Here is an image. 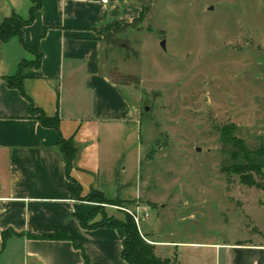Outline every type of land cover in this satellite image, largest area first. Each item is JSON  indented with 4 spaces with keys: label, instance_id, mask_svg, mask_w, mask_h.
Returning a JSON list of instances; mask_svg holds the SVG:
<instances>
[{
    "label": "rangeland",
    "instance_id": "rangeland-1",
    "mask_svg": "<svg viewBox=\"0 0 264 264\" xmlns=\"http://www.w3.org/2000/svg\"><path fill=\"white\" fill-rule=\"evenodd\" d=\"M128 1L142 16L120 24L102 63L133 90L139 121L105 145L112 171L108 181L100 175L102 191L87 193L93 221L137 212L135 200L110 204L100 192L128 199L138 191L140 228L153 239L264 241V189L220 172L244 163L246 150H259L254 160L264 165V0ZM0 264H24L19 244L8 242Z\"/></svg>",
    "mask_w": 264,
    "mask_h": 264
},
{
    "label": "crops",
    "instance_id": "crops-1",
    "mask_svg": "<svg viewBox=\"0 0 264 264\" xmlns=\"http://www.w3.org/2000/svg\"><path fill=\"white\" fill-rule=\"evenodd\" d=\"M31 5L32 0H0V22L12 12L27 18ZM139 14L140 7L128 0H42L22 29L25 46L17 36L0 39V256L10 242L19 244L24 264H82V252L92 264H126L121 228L80 225L76 216L87 215L94 203L74 195L72 179L82 197L100 189V175L105 182L112 171L102 163L107 162V141L139 121L133 90L122 88L103 70L101 42L116 24ZM34 48L41 53L40 63L22 68V91L9 86L5 76L15 75L22 59L34 60ZM30 100L46 116L59 118L61 135L77 148L69 177L58 131L29 114ZM120 199L135 200L138 213L146 208L136 200L138 191L135 197ZM7 229L13 233L3 240ZM138 229L155 244L157 255L175 256L180 264H264V241L248 238L201 246L153 239L142 231L140 220ZM56 231L67 233L80 248L69 239L28 236ZM258 231L264 239V229Z\"/></svg>",
    "mask_w": 264,
    "mask_h": 264
},
{
    "label": "trees",
    "instance_id": "trees-1",
    "mask_svg": "<svg viewBox=\"0 0 264 264\" xmlns=\"http://www.w3.org/2000/svg\"><path fill=\"white\" fill-rule=\"evenodd\" d=\"M42 0H32V5L29 8V13L27 18H22L15 12H12L9 16L5 17L0 22V39L2 41H7L13 36H17L20 42L23 44L22 38V29L25 25L29 24L33 18L35 11L40 7ZM142 16V12L135 17L133 21L140 19ZM132 22L126 23V25H131ZM120 28V24H116L114 30L110 33H104L101 38V42L106 49L107 46L115 45V33L118 32ZM24 45V44H23ZM25 46V45H24ZM35 53V59L32 61L22 59L19 62L18 72L13 76H5V80L7 84L11 87H16L22 91V74L21 70L26 65H34L38 66L41 59V53L38 51L37 48L31 50ZM109 77L118 84L119 81L117 79H113L110 75ZM129 75H122V79H129L132 83L135 82V78H129ZM29 114L32 116H36L40 122L49 127H53L58 131V148L62 155V158L65 162V170L66 175L69 177V171L73 164V159L76 156L77 148L74 146L72 140L70 138L65 139L60 131H59V118L57 116L48 117L46 116L40 108L33 106V103L30 100L29 106ZM227 135V134H225ZM229 135V133H228ZM234 139V138H233ZM236 142V143H235ZM234 143L240 148H246L242 141H238L234 139ZM260 155L259 150L249 152L248 150L245 151L243 158L245 160L244 163H235L230 166H221L220 172H225L226 170L239 175L240 181L245 183L248 186H256L258 188L264 189V172L263 168L264 165L257 163L254 158ZM253 173V174H252ZM256 175L257 177L253 176ZM75 183V188L72 189L74 195L83 200L93 201L90 195L80 196V186L79 184L72 179ZM261 181V182H260ZM99 197L105 201L106 203L114 204L117 200H122L120 198L116 199H109L105 197L101 192L98 194ZM96 213L94 210H91L87 215H77V219L80 225L83 228L91 229L98 226H110L115 228H121L124 232V237L122 239V248H121V258L124 259L126 264H180L178 259L173 257H162L156 254L155 252V244L146 240L140 233L137 224L135 223L132 215L129 213H125L124 219H116L112 217H106L103 215V218L99 221H93ZM13 232L11 230H5L2 232L3 240L5 239L6 235H10ZM30 238H37V239H69L73 241V244L76 248H80L78 244L74 242V240L65 232L63 231H56L51 235H39V234H28ZM83 253V263L82 264H92L88 258V256Z\"/></svg>",
    "mask_w": 264,
    "mask_h": 264
},
{
    "label": "built area",
    "instance_id": "built-area-1",
    "mask_svg": "<svg viewBox=\"0 0 264 264\" xmlns=\"http://www.w3.org/2000/svg\"><path fill=\"white\" fill-rule=\"evenodd\" d=\"M102 1H103V2H107V0H102ZM131 215H132V217H133L135 223H136L137 226H138V222H139V220H140V216H139L138 212H136V213L131 212ZM145 216H147V213H146ZM141 235H142V234H141ZM142 236H143V235H142ZM143 237H144V236H143Z\"/></svg>",
    "mask_w": 264,
    "mask_h": 264
},
{
    "label": "water",
    "instance_id": "water-1",
    "mask_svg": "<svg viewBox=\"0 0 264 264\" xmlns=\"http://www.w3.org/2000/svg\"><path fill=\"white\" fill-rule=\"evenodd\" d=\"M160 46L164 49L165 48V41L164 40H161L159 42ZM173 264H175V262H172Z\"/></svg>",
    "mask_w": 264,
    "mask_h": 264
}]
</instances>
